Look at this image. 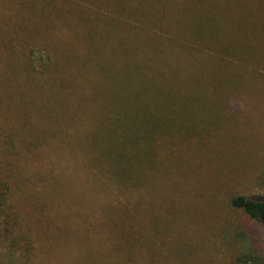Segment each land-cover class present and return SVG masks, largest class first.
<instances>
[{
  "label": "trees",
  "instance_id": "16d2710c",
  "mask_svg": "<svg viewBox=\"0 0 264 264\" xmlns=\"http://www.w3.org/2000/svg\"><path fill=\"white\" fill-rule=\"evenodd\" d=\"M15 3L18 7L13 9L20 13L12 15V21L7 23L6 38L11 43L6 46V42L3 49L12 57L20 53L22 61L10 68L7 63V68L10 72L14 67L13 71L23 80H10L9 86L10 110L17 118L15 131L11 134L0 126V264L31 263L43 254L42 245L62 234L53 217L59 209L54 208L55 199H49V206L38 197L34 200L32 191H37L35 184L43 175L20 171L22 167L16 159L22 147L18 143L36 157L47 153V142L48 152L58 155L63 142L70 140L67 144L72 152L85 157L82 166L94 167L98 174L123 189L139 187L142 179L138 171L142 164L152 171L170 166L171 160L187 163L195 148L204 154L208 142L215 140L213 128L218 124L214 117L222 110L224 94L230 93L221 83L237 78L235 68L211 64L187 72L190 80H182L184 69L178 60L164 58L162 38L174 40L182 47L194 46V42L188 44L181 32H169L161 19L147 14L145 6L151 4L164 15L180 10L179 4L171 9L163 4L164 0ZM24 12L30 13L31 18L23 17ZM151 44L154 55L149 54L146 59L151 71L145 73L144 62L134 49ZM206 53L235 63L234 56L227 51L208 48ZM204 79L208 81L206 87L201 86ZM188 83L194 86L188 87ZM172 92L184 98L172 97ZM127 96L154 100L143 105L139 117L126 113L137 107L124 103ZM183 104L189 113L204 109L208 113L206 117L192 114L186 123L155 115L158 108L171 114L168 111L174 112L176 105V114L180 116ZM140 155L144 157L143 163ZM44 186L55 191L53 183ZM12 191L29 195L18 200L19 196L12 195ZM229 206L264 224V198L237 194L230 198ZM129 210L128 221L133 222V217L139 219L134 207ZM90 216L89 213L72 224L79 225L72 230L78 233L83 229L92 235L95 227ZM126 227L134 234L140 230L139 225L128 222ZM227 264H264V252L251 248L234 255Z\"/></svg>",
  "mask_w": 264,
  "mask_h": 264
},
{
  "label": "rangeland",
  "instance_id": "374dc122",
  "mask_svg": "<svg viewBox=\"0 0 264 264\" xmlns=\"http://www.w3.org/2000/svg\"><path fill=\"white\" fill-rule=\"evenodd\" d=\"M15 2L0 0V126L11 134L17 118L10 110V80L20 82L23 76H18L14 67L9 72L7 63L10 68L22 58L19 52L12 57L3 48L7 23L20 13L13 9L18 7ZM163 4L171 9L179 4L180 10L161 15L159 9L147 4V14L161 19L169 32L183 33L188 44L194 42V46L182 47L162 38L164 58L178 60L184 69L182 80H190L187 72L211 64L228 65L237 72L234 82L221 83L230 93L224 94L222 110L214 117L218 124L213 128L215 140L205 144L204 154L195 148L185 164L171 160L170 166L152 171L142 164L138 171L141 186L126 189L98 174L94 167L82 166L85 157L72 152L67 144L70 140L63 142L58 155L48 152L47 142V153L36 157L18 143L22 147L16 159L20 171L43 175L35 184L37 191H32L34 200L38 197L49 206L54 198V208L59 209L53 217L62 228V234L41 246L43 254L32 264H227L234 255L251 248L264 252V224L229 206L230 198L237 194L264 198V0H164ZM29 14L24 12L23 17L31 18ZM208 48L227 51L235 63L212 57L206 53ZM134 52L144 62L143 71L150 72L146 59L154 55L153 45ZM207 84L205 79L201 82L203 87ZM153 100L124 97L125 104L137 106L126 113L141 117L143 105ZM186 107L182 105L180 116L176 105L174 112L168 111L171 114L158 108L155 115L186 123L192 114L206 117L208 113L206 109L189 113ZM139 158L143 163V155ZM42 180L45 185L53 183L55 191H49ZM21 192L12 191V195L19 196L18 200L29 195ZM133 207L139 214V219L133 217L134 223L128 221ZM89 213L95 227L92 235L83 229L78 233L72 230L79 226L72 224ZM127 222L139 225V232L127 229Z\"/></svg>",
  "mask_w": 264,
  "mask_h": 264
}]
</instances>
